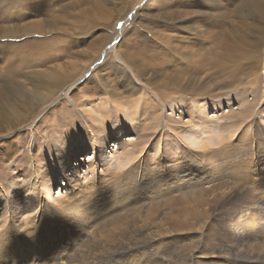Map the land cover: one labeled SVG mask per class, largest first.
<instances>
[{
    "label": "bare ground",
    "instance_id": "6f19581e",
    "mask_svg": "<svg viewBox=\"0 0 264 264\" xmlns=\"http://www.w3.org/2000/svg\"><path fill=\"white\" fill-rule=\"evenodd\" d=\"M133 1H119V4L124 2L120 6L121 14L119 17H115L112 14L114 12L113 7L108 6L109 8L105 9L101 2L95 3V8L102 7V10L110 13L109 15L115 18L111 22H108L111 26V30L106 33L109 37V43L107 41L106 44L102 42L103 44H101L94 55H91L92 52L87 53V57H90L88 62H90L89 64L93 62V69L95 70L88 80H91L92 77L94 78L95 75L97 76L107 66L112 65L116 69L118 66L121 71H125L124 79L128 84L126 87L134 90V92H138V96H141L127 105L133 114L126 111L125 104L114 103L119 110L117 112L122 116L126 124H128L127 122L130 124L133 115L137 117L141 109L146 105V100L149 103L151 101L154 103V100L158 97L157 94L148 89L145 83L140 88L134 81L135 79L140 83L141 79H139L138 73H140L139 71L145 72L143 70L145 65L134 66L132 57H128L123 51L121 52V46L125 40H129L130 36H138L142 40H148V32L144 31L151 28L149 24H160L165 27L174 25V28L167 29L181 31V39H188L190 37L189 41L192 43V39L200 40L201 38H206L207 41H205L210 42L211 46H213L210 48L209 53H213L214 51L212 52V50L216 46V43H212L211 41L214 38H219V48L222 49L221 38L225 40L228 36H234L236 30V26H233L229 32L221 31L220 34L214 35V38H212L210 31L208 33V29L198 30L194 24L200 22V24L207 23L208 25H213L216 21L215 16L207 18L205 15L208 14H201L202 11H197L196 13L198 14H178L180 13L178 10L175 11V14L168 16L167 14H161L169 10L165 9L170 6L167 0H145L146 2L141 6V9L135 13L134 17L131 16L132 18L129 21L127 7ZM185 1H188L190 4V2L195 0ZM185 1L183 2L182 0L183 3ZM205 1L208 2L209 0ZM258 1L259 6L257 9L255 8V12L257 13L256 19L261 23L256 24L255 31L259 29L260 34H263L264 1ZM89 3L93 4V2ZM196 3L200 4L197 1ZM253 5V0L250 4L243 0L240 3L238 2V5L235 4L233 6V16L238 17L240 15V19H244L240 22L241 32H244L243 27L249 30L250 22L247 19L251 15H255L252 14ZM152 9L160 13L154 16L155 18L145 14L146 11ZM141 10L143 14H140ZM126 11L128 12L127 14H125ZM87 16L91 17L92 15ZM140 19H145L142 25L139 21ZM13 20L15 19L13 18ZM103 20L109 21L104 18ZM59 21L61 22V19ZM119 22H122L124 25L121 30L117 29ZM192 22L193 28L190 29L189 25ZM95 25L97 24L95 23ZM4 31L9 37L0 35V40L12 39L15 34L18 35L14 39H18L21 36L48 33H45L41 28L34 25H26L21 28L6 29ZM190 31L193 37L190 36L191 34L185 35ZM156 33H154V38L157 40ZM106 35L104 34V37L101 35L104 41ZM110 38H112V41H110ZM48 41L51 40L34 41L35 45L40 46V52L37 53L38 56L44 54L41 52L47 51L45 49V42ZM140 41L138 40L137 44ZM165 43L164 38L161 36L160 38L158 37L156 42L151 43L153 44L151 47L155 50L158 48L167 53V51H170V48L166 51ZM2 44L0 42V45ZM4 46L6 45L4 44ZM244 46L246 45L244 44ZM201 47L204 48V45ZM201 47L200 49H203ZM16 49L17 47H14V52ZM171 52L182 55L180 59L183 62H179L178 65L181 66L183 74H191L190 81L186 80L185 84L178 85L180 90L183 86L186 91L188 90L186 87L189 84L195 85L196 80H193L194 77L199 79L200 74L204 73L203 75H207L205 74L206 70H198V67H194V62L190 65L191 59L194 61L191 57L194 52L188 56L187 54H182L180 51ZM248 53H250L249 50ZM216 54H213L209 60L217 64V59L221 55ZM101 59H103V62L100 67H97L96 65ZM200 59V65L202 62L205 65L207 64L208 60L205 58ZM37 61L38 58H35L33 61L22 63L20 65L21 68L28 67V70L22 71L24 74L22 72L15 74L14 72L11 75L9 73H3L2 75L3 79L0 80V137H9L11 132L24 127L30 131L35 125L32 127L31 122L26 124V121H33V119L39 116H44L53 107H55V113H63L62 108H59L61 104L59 103V100L61 101L60 98L62 97L67 101L72 100L71 92L77 88L74 85V81L81 75L78 72L86 70L84 65H82L80 66V71L77 73L65 76L55 67H44L41 64L37 66L48 69V74H46L44 70L32 68L38 65ZM210 67H213V65H210ZM16 76L18 77L16 78ZM21 77L27 78L31 85L26 86L25 79L23 82ZM175 78L174 82L181 81L179 76ZM42 90L43 93L41 92ZM84 102L85 106L82 107ZM103 102L106 103L107 100H102L96 105L90 99L86 101L84 99L79 105L73 104L70 106L73 113L77 112L79 108L83 110L79 115L78 122L74 119L73 113L71 116H66L64 120L69 130L62 132L59 126L60 120H56L55 118L52 123V130L56 134V138L50 140L49 143H46L44 140L41 142L43 152H41L40 156L38 157L36 152L37 145L29 148V151L27 149L28 153L25 154V158L18 164V166L25 165L24 169L18 166L16 168L29 180L31 194H27L25 190H22L18 180L12 174H10L11 176L8 174L5 179H1L0 176V231H3L0 233V264H46L57 259L56 264H264V227L262 226L264 224H260L259 221L262 220V217L257 214L260 210L257 201H260L264 190L256 187L264 179V167L253 161L256 158L260 161L264 158V153H261V149L258 150L263 142L261 144L249 136L250 139L245 143L248 154L246 157H243V149L239 147L238 142L242 141L246 136L244 133H240L238 135V142L229 145V153L227 155L221 154L220 162L214 161L213 153H211L213 156H209L208 154L207 156L196 155L197 158L200 157V162L204 169L209 171L206 175L214 173L218 168H222V170L228 171L234 178L245 177L247 178L246 181L250 182L245 183L248 191H246L244 197L240 191L235 192L232 196L231 194L226 196L234 197L241 202V204L237 205V208H223L227 212L224 215H229L228 213L236 214V219L230 221V229L227 230L224 227H220L219 231H205L206 218L211 216V204L206 196L207 189L205 191L187 193L179 197L178 200L169 199L159 204L153 201L158 191L153 190L151 195L146 190L149 186L160 189L166 179H169L171 185L174 184L175 181L172 176H177V172L171 161L172 157L167 156V154L172 156L171 152L173 148L166 149L164 151L165 154L162 153L166 157L167 167L164 175L154 171L153 165H150L152 162L150 164L144 163V161L150 159L149 156L138 159L136 150L133 148L122 153L125 156L123 162L118 158L119 155H113L111 159L107 158V154L111 155V152L105 148L107 146V138L104 133L108 129L105 124L106 122H110L109 120L112 116L109 113V108L105 107ZM155 104L158 106L157 101L152 106H155ZM185 104L183 105L185 106ZM194 104L198 106L196 102ZM157 108L159 110V107ZM158 110H154V113ZM85 113L90 114V116ZM237 115L242 117L247 116L246 119H249L252 115L251 108L243 105V108ZM232 118H234V115ZM259 119L264 124V115H260ZM37 120H41V117ZM164 120L158 123V129L161 127L160 132L163 131L162 135L166 131L170 133L169 129L171 130V128H167ZM94 121L99 125H94L93 123L91 126L89 122ZM228 127V132L225 134V142L235 137V124ZM254 128L256 127L254 126ZM125 129L127 131L130 130L125 128V125H122L116 128L113 134H122ZM97 131H102L103 138L101 140L96 139L94 136V132ZM170 134H172V131ZM162 135L160 133L159 139L163 143ZM182 136L188 141L191 148L196 149V153L212 147H220L218 140L221 139V131L218 130L217 132L216 127L210 130L203 127L200 132L196 130L183 132ZM86 137L90 138V145L93 146L95 160L90 156L82 160H90L95 174L80 186L78 179L79 170L88 167L86 165L81 168L83 165H81L82 160L80 161L78 158L84 152L83 149L85 148V144H87ZM249 141L255 144L257 153L249 150L253 148L248 147ZM259 153L260 155L258 156L257 154ZM193 161L189 165L188 174L194 179L204 169L203 167L201 169L198 168L194 164L196 160ZM116 162H119L123 167L131 169L130 172L123 177L117 176ZM179 167L180 174H183L184 170L180 164ZM224 176H216L212 183L209 177H206L209 181L207 180L205 184L212 186H208L207 188H212L214 192L216 190L221 191L215 185L220 184L219 181ZM142 178L147 180L143 181ZM139 183H142V185L138 186ZM11 187H13V191ZM57 187L60 188V192H57L54 196L53 190ZM254 198H256V201L252 202L251 200ZM217 200L218 197H216L215 201ZM221 215L223 216V214ZM105 219L108 220V227L102 224ZM98 226H100L99 229ZM136 233L137 235H133ZM69 236L72 238V245L67 241ZM89 236H91L90 239H88ZM246 240H251L254 243H243ZM62 247L66 251L62 250ZM60 259L62 260L61 262L59 261ZM40 261H43V263H39Z\"/></svg>",
    "mask_w": 264,
    "mask_h": 264
},
{
    "label": "rangeland",
    "instance_id": "374dc122",
    "mask_svg": "<svg viewBox=\"0 0 264 264\" xmlns=\"http://www.w3.org/2000/svg\"><path fill=\"white\" fill-rule=\"evenodd\" d=\"M9 1L0 0V35L8 36L4 30L12 28L17 29L26 25H34L38 28H41V30H43L45 33H48L41 35L35 34L30 36H21L18 39H14L18 35L15 34L14 38L12 39H1V44L3 41L4 42L2 45H0V80L3 79V73H9L11 75L14 72L16 74L18 72L28 70V67L21 68L20 65L28 61H33L35 58H38V65L34 67H37L40 64L44 67H55L65 76L77 73L80 71V66L82 65H84L86 70L84 72L82 71L83 73L81 71L78 72V74L81 75L74 81V85L77 87V90L75 89L73 92H71L72 100L67 101L62 97L60 98L61 101L59 100V103L61 104L59 105V108H62L63 113H55V107H53L51 110H48L44 116H39L33 119V121H26V124L31 122L32 127L35 125V128H31L30 131L24 127L11 132L9 137H0L1 179H5L8 174H12L18 180L22 190H25L27 194H31V190L29 189V180L21 173L20 170L16 168V166H18V164H20L25 158L24 156L26 153H28L29 148L37 145L36 152L39 157L41 152H43L41 142L44 140L46 143H49L50 140H54L56 138V134L52 130V123L55 118L56 120H60L59 126L62 132L69 130L64 119L66 116L72 115L73 112L71 111L70 106L73 104L79 105L84 99L85 101L90 99V101L96 105L99 104L100 101L106 99L107 102L104 103V101L103 104L105 107L109 108V113L112 116V118L110 117V122H106L105 124V126L108 127L104 133L105 137L107 138V146L105 148L111 152V155L107 154V158L111 159L113 155H119L118 158L121 162H123L125 160V156L122 153L133 148L136 150V156L138 159H142L144 156H149L150 159L144 161V163L150 164V162H152L150 165H153L154 171L164 175L167 171V167L166 157H164L163 154H165L164 151H166V149L173 148V151L171 152L172 156L170 154H167V156L172 157L171 161L173 162V166L177 172V176H172L175 182L173 185H171L169 183V179H166L160 189L153 186L147 187L146 190L151 195L153 190L158 191L153 201L159 204L169 199L178 200L179 197L187 193L194 191H205L207 189L206 196L209 200V203L211 204V216L206 218L205 231H219L220 227H224L229 230L230 221L236 219V214L228 213L229 215H224L226 209H233V207L237 208V205L241 204L238 199H235L231 196L235 192L240 191L243 193L244 197V194L246 191H248L246 189L245 183L250 182H247V178L245 177L234 178L228 171L222 170V168H218L214 173L206 175L209 171L204 169L202 163L200 162V157L198 156L199 158H197L196 155H214V161L216 160V162H220L221 154L223 153L227 155L229 153V145H233V143L238 142V135L240 133H244L246 136V138L238 142L239 147H242L243 149V157H246L248 154L245 143H247L250 137L259 141L261 144L263 142L262 146H259L260 148L258 150L261 149V153H264V124L261 123L259 119L260 115H264V33L260 34L258 31L259 29L255 31L256 24L261 23L256 19L257 13L255 12L259 6V3H257L259 1L253 0L254 5L252 7V11L254 13L252 11L251 12L255 15H251L250 18L247 19V21L250 22L249 30L243 27L244 32H241L242 29L240 28V22L244 19H240V15L238 17H234L232 11L233 6L235 4L238 5V2L240 3L243 0H207L208 2L205 0H195L190 2V4L185 0H183L185 3H183L182 0H167L170 6L165 9L169 10L167 12L164 11V13L161 14H167L168 16L170 14H175V11L178 10L180 12L178 14H198L196 13L197 11H202L201 14H208L205 15L207 18H213L215 16V25H208L207 23L202 22V24H200V22L198 24H194L195 28L198 30L208 29V33L210 31L212 38H214V35L220 34L221 31L229 32L233 26H236L234 36H228L225 40L221 38L222 49L219 48V38H214L213 40L211 39L212 43H216V46L212 50V52L214 51L213 53H209L210 48L213 46H211L210 42H206V38H201L200 40L192 39V43L189 41L190 37L188 39H181V31H176L175 29L172 31L167 29L174 28V25H171V27H165L164 25L160 24H149V27L151 28L144 31L148 32L147 39L149 41L142 40V38H138V36H130L129 40H125L121 46V52L123 51L128 55V57H132L134 61H132V63L134 66H139L142 64L145 65L143 69L145 72L139 71L140 73H138L139 79H141L140 83L135 79L134 81L139 85L140 88L142 87L143 83H145L148 89L152 90L155 94H157L158 97L156 100H154V103L157 101L158 106H156V104L155 106H152L154 103L150 99L149 100L152 104L146 100V105L141 109V112L137 115V117L133 115V119L131 118L130 124L129 122L126 124L123 121L122 116L117 112L119 110L114 105V103H123L125 104L126 111L133 114L132 110L129 109L127 105L131 104L135 99H138V97H141L138 96V92H134V90H130L129 87H126L128 84L124 79L125 71H121L118 66L117 70L111 65L107 66L105 69H102V71H100L97 76L95 75L94 78L92 77L91 80H88L93 75L95 70L93 69V62L91 64L88 62L90 57H87V53L92 52L91 55H94L98 51V48L101 46V44H106V41L109 43V37L107 36L108 34L106 35V33L111 30V26L108 22L114 20L115 17H119L121 14L120 6L124 2L119 4L120 0H80L75 2L72 0ZM146 1L134 0L132 3H130V6L128 5L129 7H127V11L129 13L126 11L125 14L128 13L129 21L132 18L131 16L134 17L135 13L141 9V6H143ZM196 1L200 4H197ZM251 1L252 0H244V2L249 4ZM7 2L9 3L8 5ZM89 2H93V4ZM99 2L103 4L105 9H108V6L113 7L114 12L112 14H114L115 17H111L109 15L110 13L102 10V7L95 8V3ZM140 14H143L142 10L140 11ZM145 14H148L149 17L151 16L152 18H155L154 16H157L160 13L159 11L152 9L146 11ZM87 15H92V18ZM88 17L92 20V22L91 20L89 21ZM13 18L15 20H13ZM59 18L61 19V22L59 21ZM103 18L108 19L109 21H105ZM142 19L139 20L141 25L145 20ZM93 20L97 25L93 23ZM118 25L120 28L118 26L117 29H123L124 25L122 22H119ZM189 28H193V22L190 23ZM152 32L153 34H151ZM155 32H157V40L158 37L160 38L161 36L164 38V42H166L165 50L167 51L168 48H170L169 52L167 51L166 53L163 50H159L158 48L155 50L153 47H151L153 46L151 43L157 41L154 38ZM104 34L106 35L105 41L103 38ZM190 34L191 31L187 32L185 35ZM190 36L193 37L192 34ZM46 40H51L45 42V49L47 51L41 52L44 54H40L38 56L37 53L40 52V46L35 45L34 41ZM138 40H141L139 44H137ZM110 41H112V38H110ZM4 44L6 46H4ZM244 44L246 46H244ZM202 45H204V48L201 47ZM14 47H17L15 52L13 50ZM200 47L203 49H200ZM248 50L250 53H248ZM171 51H180L182 54H187V56L194 52V54L191 55L194 61L191 59L190 65H192L194 62V67H198V70H206L205 74L207 75H203L204 73H202L199 75V79L194 77L193 80H196L195 85L189 84L186 87L188 90L185 91L184 86L180 90L178 85L185 84L186 80L190 81L191 74L186 75L182 73L181 66L178 65L179 62H183V60L180 59L182 55H178V53ZM216 53L221 55V57L217 59V64L213 63L212 60H209L212 55ZM199 57L208 60L206 62L207 64L205 65L202 62L200 65L199 62L201 59ZM102 62L103 59H101L96 66L100 67ZM210 65H213V67H210ZM34 67L32 68L35 70H44V73L48 74V69ZM22 74H24V72H22ZM173 76H179L181 81L174 82L176 78L174 79ZM17 77L18 76H16V78ZM21 79L23 82L25 79L26 86L31 85L27 78L21 77ZM41 92L43 93V90ZM144 93L146 92L144 91ZM184 97H186L185 100ZM181 102L183 104L186 103L185 106ZM194 102H196V105L198 104V106H195ZM160 104L162 108L160 107ZM243 105L245 107L249 106V108H251L252 115L249 117V119H246L247 116L242 117L237 115L238 112L243 108ZM84 106L85 102L82 104V107ZM157 107H159V110ZM156 109L158 111L154 113V110ZM81 112H83V110L79 108L77 112L73 113V117L76 122L79 121V115ZM85 114L90 116L88 113ZM233 115L234 118H232ZM40 117L41 120L38 121L37 119ZM163 119H165L164 121L165 125H167V128H171L169 131L170 133L172 131V134L166 131L165 134L162 135L163 131L160 132L161 127L158 129V123L163 122ZM89 123L91 126L93 123L94 125H99L96 121ZM234 124L236 130L235 137L225 142V134L228 132L227 128H229L228 126H233ZM122 125H125V128L130 130L127 131L125 129L123 130L122 134H113L114 130ZM254 126L256 128H254ZM203 127H205L207 130L216 127L217 132L218 130L221 131V139L218 140L220 143V149L218 147H212L208 150L206 149L200 153H196V149L191 148V145L186 139H184V136H182L183 132L195 130L200 132ZM101 132H94L96 139L101 140L103 138ZM160 133L162 135L163 143L161 142V139H159ZM48 137L49 139H47ZM86 139L87 144H85V148L83 149L84 152H82L78 158L81 161L82 159H87L90 156L93 160H95L93 146L90 145V138L86 137ZM29 144L31 145L29 146ZM248 147H253L249 150H253L255 153H257V147H255V144L249 141ZM189 149L193 151H190ZM211 153H213V155ZM257 155L259 156L260 153ZM193 160L196 161L194 162ZM192 161L197 165L198 168L201 169L203 167L204 169L198 173L197 178L194 179L188 174V168ZM253 161L258 163L261 167H264V158L261 161L257 158L255 160L253 159ZM116 163L117 176L123 177L130 172L131 169L121 166L119 162ZM179 164L184 170L183 174H180ZM81 165V168L85 167L86 165L88 167L79 170L80 172L78 179L80 186L87 182L95 174L90 160H82ZM18 167L24 169L25 165L22 164V166ZM216 176L224 177L220 179V184L215 185L221 191L216 190L214 192L212 188H207L210 185L205 183L208 180L206 177H209L212 183ZM229 179L230 181H228ZM142 180L145 181L147 179L142 178ZM140 185H142V183L138 184V186ZM256 187L258 189L262 188L261 190H264V179L262 183L257 184ZM11 189L12 191L14 190L13 187H11ZM59 189L60 188L57 187L53 190L54 196L57 192H60ZM51 193L53 194V192ZM228 194H231V196L226 197ZM216 197H218L217 201H215ZM255 199L256 198L252 199L251 201L253 202ZM257 203H259L260 207V210L257 214L262 217V220L259 221L262 225L264 224V194L261 196L260 201H257ZM221 214H223V216ZM102 224L108 227V220H103ZM262 226L264 227V225ZM99 227L100 226H98V229ZM2 232L3 231H0V233ZM133 235H137V233ZM90 238L91 236L88 237V239ZM67 241H69L70 245H72L71 236H69ZM243 243L254 242L251 240H246V242L244 241ZM63 249L65 250L64 247H62V250ZM56 261L47 262L46 264H56ZM59 261L61 262L62 260L60 259ZM39 263H43V261H40Z\"/></svg>",
    "mask_w": 264,
    "mask_h": 264
}]
</instances>
